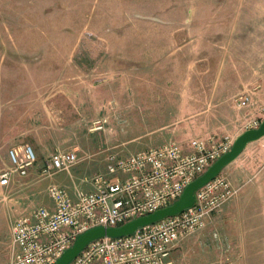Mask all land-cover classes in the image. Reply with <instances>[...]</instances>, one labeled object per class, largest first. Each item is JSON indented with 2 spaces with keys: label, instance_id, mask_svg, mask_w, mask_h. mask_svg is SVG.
Instances as JSON below:
<instances>
[{
  "label": "rangeland",
  "instance_id": "374dc122",
  "mask_svg": "<svg viewBox=\"0 0 264 264\" xmlns=\"http://www.w3.org/2000/svg\"><path fill=\"white\" fill-rule=\"evenodd\" d=\"M254 13L255 0H0V170L7 166L10 146L42 129L66 140L77 136L79 145L94 152L117 145L125 154L147 140L156 143L160 137L153 136L178 125L181 135L202 129L192 116L210 111L216 118L221 106L174 100H190L191 86H205L206 66L222 63L224 54L258 50L264 56V19L256 25ZM63 81L70 83L63 86ZM262 81L241 91L256 92ZM78 82L90 98L81 114L65 116L74 117L68 123L64 116L57 125L51 117L44 121L37 100L62 96L63 87L69 94V86ZM241 91L225 106L224 128L234 138L246 110L237 106ZM197 93L203 96L206 90ZM99 124L103 127L96 129ZM159 126H164L161 132L147 134ZM260 142L249 143L234 160L245 166L232 171L229 165L220 172L243 184L248 204L238 201L231 219L222 209L215 213L203 231L174 249L173 264H264V209L259 211L255 200L256 183L264 179ZM98 160L88 173L98 170ZM17 195L0 187V211L7 212ZM7 227V235L0 233V257L10 245L9 221Z\"/></svg>",
  "mask_w": 264,
  "mask_h": 264
},
{
  "label": "built area",
  "instance_id": "2783aa9c",
  "mask_svg": "<svg viewBox=\"0 0 264 264\" xmlns=\"http://www.w3.org/2000/svg\"><path fill=\"white\" fill-rule=\"evenodd\" d=\"M248 94L243 92L236 98L239 108L250 102ZM260 122L258 118L249 120L245 130L258 127ZM102 127L99 124L96 129ZM234 139L229 135L209 140L191 138L189 152L182 151L173 140L137 151L92 176V190L76 188L74 199L64 188L50 183L47 193L52 209L39 205L11 221V252L4 264H55L84 231L95 226H119L171 205L189 182L231 149ZM8 158L9 165L0 170L3 188L27 176L37 162L29 144L8 149ZM77 163L74 150L56 148L37 167L38 178H51L59 172L70 174ZM116 174L124 176L112 180ZM242 186L219 173L195 191L191 206L128 235L95 239L68 264H173L171 251L206 228ZM213 236L217 238L216 233Z\"/></svg>",
  "mask_w": 264,
  "mask_h": 264
},
{
  "label": "crops",
  "instance_id": "0c3cea01",
  "mask_svg": "<svg viewBox=\"0 0 264 264\" xmlns=\"http://www.w3.org/2000/svg\"><path fill=\"white\" fill-rule=\"evenodd\" d=\"M255 10H256V13H254L255 24L259 25L260 19L262 20L264 19V0H255ZM256 53H258V55ZM224 55H223L222 63L210 64L206 66L205 69L206 72L208 73V78H207L208 80L205 86L203 87H200L198 82H196L194 86L193 85L191 86L192 92L189 94L191 97L190 100H185V101L174 100L175 104L197 105V104L205 103L207 105L212 104V105L221 106L218 109L221 112V114L219 113V116L218 117L216 116V118L214 113L211 114L210 111L206 112V110L200 111L202 114L206 112V114L203 116H196V117L192 116L191 122L197 124L196 126L202 125L203 126L202 129L195 127L194 130L189 131L186 135H181L178 131H176V129L180 127L179 125L174 127L173 129L164 130V132H161L164 126H159L151 131H148L147 133L149 135L150 133H155L157 131H160L161 132L160 134L157 133L155 136H153V137H160V139L158 138L159 141H157L156 143H151L150 140H147L144 143L143 147L140 146L139 148L130 151L127 154L123 153L122 150H118L117 145H113L111 147H106L102 149L99 147V150L94 152L93 150L85 149L84 146L79 145L77 143L78 142L77 136H74V139L68 138V140H66L64 139V137H62L63 134L54 133L49 130L45 131V129L33 131V133L26 135L23 138V140L26 141L25 143L14 144L10 146L8 149L13 147L20 148L24 144L31 145L36 153L37 162L35 167L30 169L29 174L27 176L18 178V182H15L10 186H8V188H5L6 190L14 189L15 191L18 192V195L14 199H10V203H9L10 207L8 208L7 211L8 213L3 210L0 211V233L1 231L6 232V230H8L7 221H9V231H10V223L16 216L29 214L31 210L36 206L43 205L52 209L53 202L47 193V186L50 183H54L64 188L67 194L72 199H74L76 188H80L84 191L92 190L93 187L91 185L90 178L99 172H105L107 169V165L111 162H114L117 159L125 158L132 153H135L137 151L143 150L148 147L160 145L169 140L175 141L180 146L182 151L189 152L191 149L189 146V141L191 138H200L204 140H209L212 137L215 139H220L225 135H229L226 133L224 128L226 121L229 119V116L226 113L225 106L228 105L230 98L234 96L238 91L240 92L242 88L246 89L248 83L252 84L251 89H253V87L256 85L255 84L256 80L262 81V78L264 77H262V75L260 74H264V56L260 54L258 50H255V53H251L250 51L247 52L239 51V50L235 52L233 51V55L230 54V58H228L227 55L226 56ZM227 58L228 61L231 62L230 67L229 65H226V63H228ZM231 58H233V60H231ZM235 58L238 59V62L235 61ZM235 63H239L238 68H235L236 66ZM224 72L227 74V77L225 78L223 77ZM209 73H213V75ZM247 74L250 75L247 76ZM258 76H260V78ZM66 83L68 85L70 82L69 81L65 82L64 83L65 85L63 86H66ZM258 87L259 90L256 92H252V91L249 92L245 90L241 91V93L243 92L249 93L248 96L250 98V102L245 107H243L246 108V110L242 116L238 117L240 121V127H236L234 129V133H236L237 131H239V133L244 131L245 125L249 120L253 118H258L261 121L262 117L264 116L263 112H261V108L264 107V80L262 81V84H260V86ZM200 88H205L206 90V93L203 94V96L197 93V90H199ZM62 89H64L63 92L61 93L62 96H56V97L51 96L50 98L47 97L45 99L46 101L44 100L45 102L43 103L41 102L42 100H37L38 101L37 105L40 106L37 108V110L43 112V113L41 112L40 114L44 117L43 119L44 121H50V117H51L54 123L57 125V122L63 120L64 117L70 113H73L75 117L80 115L81 111H83L81 106L86 105L90 102V98L87 95L86 88L80 82H78V86H74L73 88H70L69 86L68 88V92H70L69 94L66 93L64 87ZM76 94L79 95L76 96ZM204 99L206 100L205 102ZM91 102H92V98H91ZM75 105L79 107L77 108ZM72 106L74 107L72 108ZM72 119L65 117V121H67V123L72 122ZM209 122H214V123L213 125H209ZM14 133H15L14 137H21L19 135H16V132ZM11 137L13 136L8 135V138ZM148 138L150 139V136H148ZM262 139L263 142L260 143L264 145V136L256 141H260ZM63 141H67L66 142L67 144H65V142ZM56 148H59L61 150H74L78 157V163L72 168L70 174H68L67 172H59L53 175L51 178H47V179L38 178L37 167H39L42 159ZM8 149L6 151L7 165H9L10 163L8 158ZM80 154L81 155L84 154V156H80ZM97 154H101V158L99 160L98 157H95ZM95 160L100 161L102 164L98 166L99 167L98 170L95 171L94 173H88V171L90 170L89 167H91V165H94ZM243 163L244 161L241 162L233 161L227 166L232 165L230 166V170L233 171L238 169L240 165H242ZM243 166L245 165L243 164ZM123 176L124 174H116L111 176V179L115 180L117 177H123ZM230 180L234 184L237 185L239 184L237 181L235 182L232 179ZM256 186H257V188L255 189V200L257 202L256 208L259 211H263L264 206L262 205L264 200V179L261 180L260 182H257ZM0 187L3 188L2 186ZM41 191L44 193H42ZM240 191L241 193L237 197V200L231 199L230 201L226 202L222 208V210H224V214L230 219L233 217L234 212L238 210L239 207L238 201H242L245 199L247 203L250 200V198L244 197L246 190L243 189V186L241 187ZM33 200L36 201L33 202ZM31 203L32 205H30ZM8 216H9V220H8ZM5 235H7V232L5 233ZM174 249L171 251L170 254L172 261L174 260L173 257ZM5 250H6L5 255L3 257L2 256L0 257V264H4L10 258V252H11L10 245L9 248L7 249L6 247Z\"/></svg>",
  "mask_w": 264,
  "mask_h": 264
},
{
  "label": "water",
  "instance_id": "95a60500",
  "mask_svg": "<svg viewBox=\"0 0 264 264\" xmlns=\"http://www.w3.org/2000/svg\"><path fill=\"white\" fill-rule=\"evenodd\" d=\"M264 136V119L256 128H249L236 136L231 149L222 154L201 175L189 182L180 197L171 205L158 209L150 214L137 217L119 226H95L77 236L74 243L67 248L55 264H68L91 241L108 236L118 237L134 232L138 227L159 221L167 216L175 215L191 206L195 200V191L218 175L223 168L233 162L246 146Z\"/></svg>",
  "mask_w": 264,
  "mask_h": 264
}]
</instances>
